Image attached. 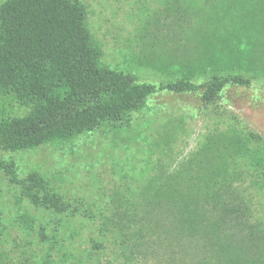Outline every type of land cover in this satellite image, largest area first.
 I'll use <instances>...</instances> for the list:
<instances>
[{"label": "rangeland", "instance_id": "rangeland-1", "mask_svg": "<svg viewBox=\"0 0 264 264\" xmlns=\"http://www.w3.org/2000/svg\"><path fill=\"white\" fill-rule=\"evenodd\" d=\"M78 1L112 70L251 84L212 102L162 91L127 123L0 150V264H264V0ZM30 111L0 94V120ZM225 177L251 217L243 232L204 201Z\"/></svg>", "mask_w": 264, "mask_h": 264}, {"label": "trees", "instance_id": "trees-1", "mask_svg": "<svg viewBox=\"0 0 264 264\" xmlns=\"http://www.w3.org/2000/svg\"><path fill=\"white\" fill-rule=\"evenodd\" d=\"M253 8L249 5V10ZM102 56L80 1L7 0L2 4L0 94L31 111L24 117L0 120V150H31L127 123L132 113L142 110L162 91L180 94L204 89L202 101L212 102L227 85L251 84L250 78L241 75L169 84L140 81L132 74L110 69ZM259 163L264 188V155ZM213 186L204 201L211 205L208 198L213 200L215 219L228 230L243 232L251 225V217L232 191V183L226 177L214 178ZM51 201L47 205L59 209L58 202Z\"/></svg>", "mask_w": 264, "mask_h": 264}]
</instances>
